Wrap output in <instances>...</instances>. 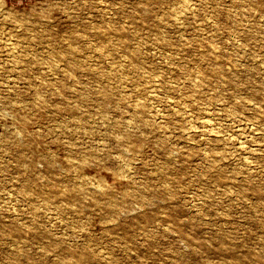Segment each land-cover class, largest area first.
<instances>
[{
  "label": "rangeland",
  "instance_id": "374dc122",
  "mask_svg": "<svg viewBox=\"0 0 264 264\" xmlns=\"http://www.w3.org/2000/svg\"><path fill=\"white\" fill-rule=\"evenodd\" d=\"M0 264H264V0H0Z\"/></svg>",
  "mask_w": 264,
  "mask_h": 264
}]
</instances>
